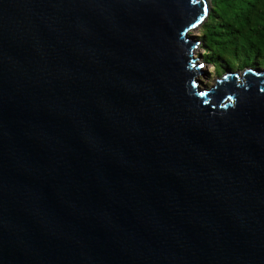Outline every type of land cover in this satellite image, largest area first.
I'll return each instance as SVG.
<instances>
[{
  "label": "water",
  "instance_id": "obj_1",
  "mask_svg": "<svg viewBox=\"0 0 264 264\" xmlns=\"http://www.w3.org/2000/svg\"><path fill=\"white\" fill-rule=\"evenodd\" d=\"M209 9L0 0V264H264V68L199 87Z\"/></svg>",
  "mask_w": 264,
  "mask_h": 264
},
{
  "label": "trees",
  "instance_id": "obj_2",
  "mask_svg": "<svg viewBox=\"0 0 264 264\" xmlns=\"http://www.w3.org/2000/svg\"><path fill=\"white\" fill-rule=\"evenodd\" d=\"M199 27L201 57L213 68H264V0H210Z\"/></svg>",
  "mask_w": 264,
  "mask_h": 264
},
{
  "label": "rangeland",
  "instance_id": "obj_3",
  "mask_svg": "<svg viewBox=\"0 0 264 264\" xmlns=\"http://www.w3.org/2000/svg\"><path fill=\"white\" fill-rule=\"evenodd\" d=\"M199 34H200V27H197V28H194L188 31V35L198 41H199L198 39ZM201 53H202V47H201V44L200 45L198 44V47L193 52V56L198 58L197 62L203 63V65L200 68L201 72H199L196 76L197 80L199 81V87H205V88L209 87L213 83L214 79L218 75H220L224 69H227L230 71L239 70V69L227 68L225 65H223V63L220 67L221 70L220 68H213V66L210 63L205 62L202 59ZM258 68H261V67H258Z\"/></svg>",
  "mask_w": 264,
  "mask_h": 264
}]
</instances>
